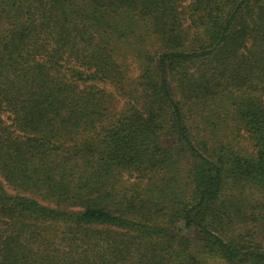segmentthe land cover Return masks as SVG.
<instances>
[{"label": "trees", "instance_id": "1", "mask_svg": "<svg viewBox=\"0 0 264 264\" xmlns=\"http://www.w3.org/2000/svg\"><path fill=\"white\" fill-rule=\"evenodd\" d=\"M0 264H264V0H0Z\"/></svg>", "mask_w": 264, "mask_h": 264}]
</instances>
